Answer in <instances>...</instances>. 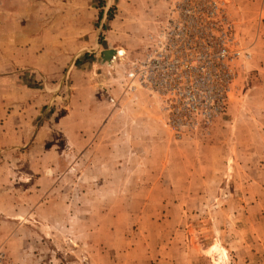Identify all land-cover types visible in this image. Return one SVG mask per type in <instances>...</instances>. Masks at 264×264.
<instances>
[{
    "label": "rangeland",
    "instance_id": "obj_1",
    "mask_svg": "<svg viewBox=\"0 0 264 264\" xmlns=\"http://www.w3.org/2000/svg\"><path fill=\"white\" fill-rule=\"evenodd\" d=\"M139 1L0 0V94L33 129L0 142V264H264V0H214L183 134L141 83L180 0Z\"/></svg>",
    "mask_w": 264,
    "mask_h": 264
},
{
    "label": "built area",
    "instance_id": "obj_2",
    "mask_svg": "<svg viewBox=\"0 0 264 264\" xmlns=\"http://www.w3.org/2000/svg\"><path fill=\"white\" fill-rule=\"evenodd\" d=\"M211 2L213 5L208 0H180L175 3L170 11L171 25L160 31L163 40L141 65L148 69L142 75L141 83L157 86L161 97L168 100L165 111H168L169 119L166 126L182 134L193 128V121L177 106V100L186 96L183 91L185 88H178L179 84L191 81L196 35L211 31L210 28L204 29L202 23L216 16L221 18L217 3L214 0ZM207 4H211L209 8ZM224 37L226 42H221L223 45L218 57L231 61L239 52L230 50L229 46L233 45V40L231 41L225 33ZM205 115L207 118L212 116L210 112Z\"/></svg>",
    "mask_w": 264,
    "mask_h": 264
},
{
    "label": "crops",
    "instance_id": "obj_3",
    "mask_svg": "<svg viewBox=\"0 0 264 264\" xmlns=\"http://www.w3.org/2000/svg\"><path fill=\"white\" fill-rule=\"evenodd\" d=\"M154 1L155 0H144V1L140 0L139 1V3H144V6L142 7L141 10H143V12L146 10L148 11L146 13V15L148 16L147 19H150V15L154 16L157 13H162L163 9L167 5L166 0H157L159 2H154ZM155 5H156V7H155ZM138 26H137L138 29H136V27L134 28V31L138 32L136 35L141 36V34H142L144 36L146 33V29H145L146 24L144 27H141L142 22H138ZM130 27H131V25H130ZM133 36L134 37H131L132 38L131 41L133 40V41L137 42L135 34H133ZM128 42L129 41H128V38L126 35V45ZM30 57H32V58L26 60V63L28 62L27 64L30 67H36L37 65H39L40 67L46 66V64H44V61H42V60H44L43 56H34V55L31 56L30 55ZM47 66H48V64H47ZM50 66H51V64H50ZM16 88L18 89V86H16ZM19 95L20 94L16 93V96H19ZM3 97H4L3 94H0V142L4 146H9V145H14L16 147L24 146L25 142H28L30 140L31 136H33L32 135L33 129H31V127L29 125L25 124V117L22 116V115H24V113L21 112L19 114V112L16 111V114H15V112H14L17 109H21L22 107H24V104L22 103L23 104L22 106H16L15 108H17V109L14 108L15 110L12 111V109H9V105L14 106V102L13 101L4 102ZM22 97H23V101H26L24 103L26 105H28V108H29V103H31V105L34 104L33 103L34 99L30 100V102H29L28 101L29 99H27V100L25 99L26 98L25 95H22ZM4 98L6 99V97H4ZM29 113H30V111H29ZM13 116H15V117H13ZM12 118H17V121L19 122V125L21 127H18V128H12L11 127V129H9L7 126L10 123V121L12 120ZM76 126L77 125H75L74 127H76ZM75 129L77 130V128H75Z\"/></svg>",
    "mask_w": 264,
    "mask_h": 264
}]
</instances>
